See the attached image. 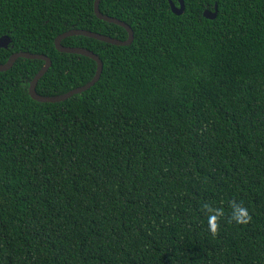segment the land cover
Listing matches in <instances>:
<instances>
[{
  "label": "trees",
  "instance_id": "1",
  "mask_svg": "<svg viewBox=\"0 0 264 264\" xmlns=\"http://www.w3.org/2000/svg\"><path fill=\"white\" fill-rule=\"evenodd\" d=\"M182 1L100 0L133 41L64 38L103 64L64 101L28 95L42 60L0 72V264H264V0ZM93 5L0 0V63L48 56L42 96L85 85L96 62L54 39L128 37Z\"/></svg>",
  "mask_w": 264,
  "mask_h": 264
},
{
  "label": "water",
  "instance_id": "2",
  "mask_svg": "<svg viewBox=\"0 0 264 264\" xmlns=\"http://www.w3.org/2000/svg\"><path fill=\"white\" fill-rule=\"evenodd\" d=\"M178 1H179L180 5H179V7H176L174 5V3L171 0H169L170 10L172 11V13H174L176 15H180L183 12V8H184L183 1L182 0H178ZM99 3H100V0H94L93 10H94L96 17L102 21H105L108 23H113V24H116L118 26L123 27L128 34L127 39L121 41L119 39H116V38H113V37H110L107 35L95 33L92 31H87V30H83V29H70L68 31H65V32L59 34L54 39V46L58 52L82 55L85 57H89L96 62L97 67H96L95 74H94L93 78L88 83H86L83 86L71 89L68 92L60 94V95H55V96L39 95L36 92V85H37L38 80L50 68V66L52 64L51 59L48 56L43 55V54H31L29 52H23V51L13 53L12 55H10V57L8 58V60L5 63H3V64L0 63V72H4V71L9 70L18 58L36 59V60L44 61L43 66L36 73V75L33 77V79L29 82V86H28V95L30 96V98L32 100H35V101L41 102V103H56V102L64 101L73 95L80 94V93L88 90L100 78V75L102 72V67H103L101 59L99 58V56L94 54L92 51H89L85 48L65 47V46L61 45V41L66 37L78 36V35L93 38V39H96V40H99V41H102L105 43H109L112 45H117V46H127V45H130L131 42L133 41V30L131 29V27L119 19L107 16V15H103L99 10ZM216 14H217V3L215 2L214 3V11L211 12L208 10H204L202 15L206 19H213L216 17ZM10 42H11V39L8 36H2L0 38V48L6 49L8 47V45L10 44Z\"/></svg>",
  "mask_w": 264,
  "mask_h": 264
},
{
  "label": "clouds",
  "instance_id": "3",
  "mask_svg": "<svg viewBox=\"0 0 264 264\" xmlns=\"http://www.w3.org/2000/svg\"><path fill=\"white\" fill-rule=\"evenodd\" d=\"M233 218L236 220L237 223L241 224L247 223L250 219L247 209L239 206L234 208Z\"/></svg>",
  "mask_w": 264,
  "mask_h": 264
},
{
  "label": "flooded vegetation",
  "instance_id": "4",
  "mask_svg": "<svg viewBox=\"0 0 264 264\" xmlns=\"http://www.w3.org/2000/svg\"><path fill=\"white\" fill-rule=\"evenodd\" d=\"M176 7H179V1L177 0V4H174ZM213 9H214V7H213ZM183 10H184V8H183ZM204 10H208V11H211V10H209V8H208V6L204 9ZM214 11V10H213ZM213 11H211V12H213Z\"/></svg>",
  "mask_w": 264,
  "mask_h": 264
}]
</instances>
